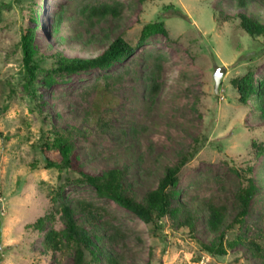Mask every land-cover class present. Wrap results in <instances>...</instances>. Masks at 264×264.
Listing matches in <instances>:
<instances>
[{"label":"rangeland","instance_id":"1","mask_svg":"<svg viewBox=\"0 0 264 264\" xmlns=\"http://www.w3.org/2000/svg\"><path fill=\"white\" fill-rule=\"evenodd\" d=\"M95 1L0 0V264H75L73 250L61 255L43 252L45 230L63 227L58 219L44 223L42 230L27 227L50 210L53 190L61 184L70 200H92L113 213L112 224L129 235L125 247L114 245L123 250L126 264H264L243 245L226 255L203 248L218 235L207 229L204 213V204L213 197L229 206L225 226L231 227L225 237L252 239L264 249V153L255 154L252 143H264V115L255 97L239 103L231 83L249 70L256 83L264 79V36H249L238 18L245 12L264 21V4L250 0L240 8L235 0H120L124 10L117 25H88L79 9ZM171 5L174 9L164 12ZM31 10L38 18L34 43L43 66L51 65L56 53L98 56L118 35L134 44L146 23L160 19L167 35H152L133 55L105 69L57 73L50 86L36 81L27 90L20 33ZM58 14L59 24L52 31ZM157 54L163 55L155 78L160 89L150 99L145 76ZM215 65L225 68L217 92ZM104 73L122 74L111 92L115 101L106 107L111 130L86 121L95 97L93 84ZM44 74L37 71L39 77ZM51 126L82 132L72 142L84 172L95 175L129 167L126 184L139 201L157 187L166 166L188 155L173 205L196 209L194 234L168 217L157 225L146 224L116 202L97 196L88 182H65V177L80 174L45 166L42 146L52 138ZM247 167L250 173L244 172L259 189L243 223L233 224L234 192L245 183L239 171Z\"/></svg>","mask_w":264,"mask_h":264},{"label":"trees","instance_id":"2","mask_svg":"<svg viewBox=\"0 0 264 264\" xmlns=\"http://www.w3.org/2000/svg\"><path fill=\"white\" fill-rule=\"evenodd\" d=\"M249 1L235 0V3L240 8H246ZM260 1L264 4V0ZM170 9H174L172 5L167 6L164 12ZM123 10L124 3L120 0H97L93 3H85L80 7L79 12L88 25L108 23L109 21H113L117 25L122 18ZM28 18L29 23L21 27L20 33L24 85L27 90H30L36 81L41 87L50 86L56 81L55 74L57 73H72L94 67L105 69L115 61L133 55L152 35H167L164 19H160L146 23L134 44L118 35L109 42L106 50L98 56L82 59L70 58L61 53H56L52 56L51 65L43 66V56L34 43L35 31L39 25L36 12L31 10ZM60 18V14H58L51 28L52 31H56ZM238 18L240 27L249 36H264V21L245 12L238 13ZM152 58L153 66L145 76L147 80L146 95L150 99H153L160 89V83L155 78L160 70L163 55H152ZM38 70H42L45 74L39 77L37 75ZM121 80L122 74L104 73L97 78L93 84L95 97L90 111L86 114L87 122L93 121L96 127L101 130L112 129L109 125V118H107L109 112H107L106 107L115 101L111 92L113 85L120 83ZM231 83L237 91L239 103L246 104L252 97H255L264 115V79L256 83L253 72L249 70L244 75L233 78ZM49 133L52 138L45 141L42 146L45 166L65 170L68 173L77 172L80 174V178L65 177V182H88L94 188L97 196L116 202L134 213L146 224L157 225L163 218L168 217L173 223L187 227L190 234H194L197 220L196 209L180 202L173 205V201L177 198L175 187L178 182V175L189 160L188 155L184 154L176 163L166 166L164 175L159 180L157 187L147 190L139 201L126 184L129 167H115L95 175L82 170L72 142L75 134H82L79 129L71 127L59 130L55 126H51ZM252 143L257 148L255 154L264 153V143L259 145L255 142ZM244 171L249 174L251 170L247 167L245 170L239 171V175L245 183L234 192L232 207L236 212L232 221L233 224L243 223L249 213L251 201L259 189ZM63 189V184L54 189L50 210L27 225L28 228L42 230L44 223L54 222L56 219L63 224L59 230L53 226L45 230L42 238L43 252L61 255L73 250L75 264H126L123 250H116L114 245L125 247V240L129 235L118 225L112 224L111 219L115 218L113 213L92 200H70L64 195ZM228 209L227 203L213 197L204 204L207 229L214 235L218 234L211 242L203 244L204 250L215 255H226L229 250L235 249L238 245H243L254 257L264 261V249L255 240L225 237V229L231 227V225L225 226Z\"/></svg>","mask_w":264,"mask_h":264},{"label":"water","instance_id":"3","mask_svg":"<svg viewBox=\"0 0 264 264\" xmlns=\"http://www.w3.org/2000/svg\"><path fill=\"white\" fill-rule=\"evenodd\" d=\"M225 73V68L223 66H214V74H213V80H214V91L217 92L219 88V84L221 82V78L223 74Z\"/></svg>","mask_w":264,"mask_h":264}]
</instances>
